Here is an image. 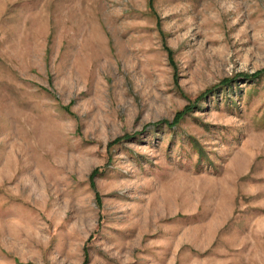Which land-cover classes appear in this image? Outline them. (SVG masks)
Instances as JSON below:
<instances>
[{
    "label": "rangeland",
    "instance_id": "1",
    "mask_svg": "<svg viewBox=\"0 0 264 264\" xmlns=\"http://www.w3.org/2000/svg\"><path fill=\"white\" fill-rule=\"evenodd\" d=\"M263 72L264 0H0V264H264Z\"/></svg>",
    "mask_w": 264,
    "mask_h": 264
},
{
    "label": "trees",
    "instance_id": "2",
    "mask_svg": "<svg viewBox=\"0 0 264 264\" xmlns=\"http://www.w3.org/2000/svg\"><path fill=\"white\" fill-rule=\"evenodd\" d=\"M264 73V72H263ZM189 112H180V114L177 116V123H178V121L182 118V117H184L186 114H188Z\"/></svg>",
    "mask_w": 264,
    "mask_h": 264
}]
</instances>
